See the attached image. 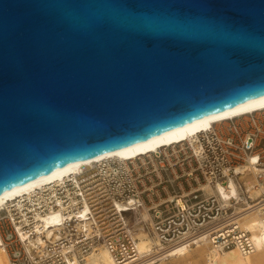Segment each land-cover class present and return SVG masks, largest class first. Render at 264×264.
<instances>
[{"label":"water","instance_id":"1","mask_svg":"<svg viewBox=\"0 0 264 264\" xmlns=\"http://www.w3.org/2000/svg\"><path fill=\"white\" fill-rule=\"evenodd\" d=\"M264 95V0H0V195Z\"/></svg>","mask_w":264,"mask_h":264},{"label":"built area","instance_id":"2","mask_svg":"<svg viewBox=\"0 0 264 264\" xmlns=\"http://www.w3.org/2000/svg\"><path fill=\"white\" fill-rule=\"evenodd\" d=\"M238 167L252 173L255 197L244 192ZM229 180L237 198L219 194L228 192ZM263 187L261 109L133 158L82 165L62 181L8 201L0 208V246L10 264H85L98 245L115 264H139L201 240L217 252L236 247L247 254L252 245L238 220L264 213ZM55 214L59 222L45 225ZM135 222L158 242L143 260H137Z\"/></svg>","mask_w":264,"mask_h":264},{"label":"bare ground","instance_id":"3","mask_svg":"<svg viewBox=\"0 0 264 264\" xmlns=\"http://www.w3.org/2000/svg\"><path fill=\"white\" fill-rule=\"evenodd\" d=\"M264 109V95L255 99L246 101L234 107L204 116L190 123L177 127L175 129L163 132L149 139L143 140L123 149H119L107 154H103L94 158L73 162L48 172L42 176L27 181L17 187H14L0 195V208L5 206L8 201L14 200L16 197L29 194L31 191L42 186L57 183L62 181L65 176L75 174L78 168L82 165L91 164L102 159L115 158L127 159L135 156L151 152L161 146L169 145L185 139H190L194 134L205 131L213 123L234 118L254 112L256 110ZM236 174H240L238 179L243 183V190L250 197H255L258 192L255 190V180L253 175L243 167L236 168ZM264 191V187L262 189ZM222 197L235 196L238 197L234 185L231 180L228 182V192L220 189L219 193ZM146 213H143V218H146ZM60 216L57 214L49 216L44 219L45 225H52L58 223ZM134 223L132 233L135 238V247L140 259L142 256L151 254L157 249L158 242L155 237L150 235L141 225ZM239 226L248 232L249 240L252 245V252L242 253L238 248L233 247L228 250L217 252L214 250L206 240L195 242L194 246L178 245L168 249L165 255L159 256L154 260L142 261L139 264H162L167 260H181L185 264H264V213L261 210L247 213L238 220ZM164 253V252H163ZM160 253L159 255L163 254ZM152 259V258H151ZM143 260V259H140ZM0 264H10V259L4 247L0 246ZM85 264H115L107 253V251L100 245L97 246V252H91L86 259Z\"/></svg>","mask_w":264,"mask_h":264},{"label":"crops","instance_id":"4","mask_svg":"<svg viewBox=\"0 0 264 264\" xmlns=\"http://www.w3.org/2000/svg\"><path fill=\"white\" fill-rule=\"evenodd\" d=\"M164 264H185L181 263V260H167Z\"/></svg>","mask_w":264,"mask_h":264},{"label":"rangeland","instance_id":"5","mask_svg":"<svg viewBox=\"0 0 264 264\" xmlns=\"http://www.w3.org/2000/svg\"><path fill=\"white\" fill-rule=\"evenodd\" d=\"M170 260V259H169ZM167 262V261H165ZM165 262H163L162 264H164ZM156 262H153L152 264H155ZM181 263H184V261H181ZM199 264H203V261H200Z\"/></svg>","mask_w":264,"mask_h":264}]
</instances>
